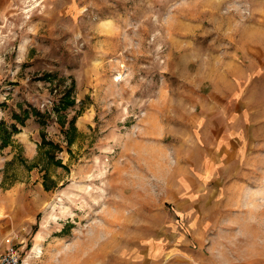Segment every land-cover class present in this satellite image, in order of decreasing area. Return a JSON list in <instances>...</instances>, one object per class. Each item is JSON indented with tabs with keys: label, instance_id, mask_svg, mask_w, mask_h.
Returning a JSON list of instances; mask_svg holds the SVG:
<instances>
[{
	"label": "rangeland",
	"instance_id": "1",
	"mask_svg": "<svg viewBox=\"0 0 264 264\" xmlns=\"http://www.w3.org/2000/svg\"><path fill=\"white\" fill-rule=\"evenodd\" d=\"M0 105V256L264 264V0H0Z\"/></svg>",
	"mask_w": 264,
	"mask_h": 264
},
{
	"label": "trees",
	"instance_id": "2",
	"mask_svg": "<svg viewBox=\"0 0 264 264\" xmlns=\"http://www.w3.org/2000/svg\"><path fill=\"white\" fill-rule=\"evenodd\" d=\"M48 77V76H47ZM50 79V78H49ZM75 89V84L72 82L70 88L62 95L61 99L59 100L58 106H56L53 111L58 116V120L63 119V112L68 111L70 108L74 107L76 104V101L74 97L72 96V93ZM4 105V104H3ZM1 107V105H0ZM31 117H34L39 120V124L41 126L46 125V113H42L40 110L36 108H31L22 110L21 114L14 113L12 115V118L19 123L21 126H24L26 124V121L30 119ZM70 126L74 128L75 126V118H73L70 121ZM20 132V129L16 124H12L10 127L6 126L3 121H0V138H1V149L8 147L11 139L14 135L18 134ZM43 139V145L49 146L53 149H59L58 145L54 144L53 142H46L44 135H42ZM50 157L52 155L50 154ZM61 165V164H59Z\"/></svg>",
	"mask_w": 264,
	"mask_h": 264
},
{
	"label": "built area",
	"instance_id": "3",
	"mask_svg": "<svg viewBox=\"0 0 264 264\" xmlns=\"http://www.w3.org/2000/svg\"><path fill=\"white\" fill-rule=\"evenodd\" d=\"M0 264H21V253L11 246L0 256Z\"/></svg>",
	"mask_w": 264,
	"mask_h": 264
},
{
	"label": "crops",
	"instance_id": "4",
	"mask_svg": "<svg viewBox=\"0 0 264 264\" xmlns=\"http://www.w3.org/2000/svg\"><path fill=\"white\" fill-rule=\"evenodd\" d=\"M210 261H214L213 259H210ZM213 263V262H212ZM245 264V263H244Z\"/></svg>",
	"mask_w": 264,
	"mask_h": 264
}]
</instances>
